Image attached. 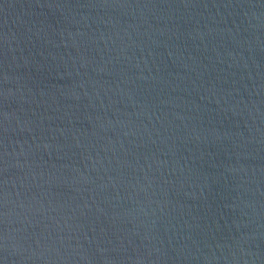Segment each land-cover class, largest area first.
Wrapping results in <instances>:
<instances>
[{"label":"water","instance_id":"95a60500","mask_svg":"<svg viewBox=\"0 0 264 264\" xmlns=\"http://www.w3.org/2000/svg\"><path fill=\"white\" fill-rule=\"evenodd\" d=\"M0 264H264V0H0Z\"/></svg>","mask_w":264,"mask_h":264}]
</instances>
